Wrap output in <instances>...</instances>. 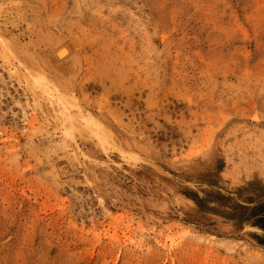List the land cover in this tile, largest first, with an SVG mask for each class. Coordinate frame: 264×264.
I'll use <instances>...</instances> for the list:
<instances>
[{
    "label": "rangeland",
    "instance_id": "obj_1",
    "mask_svg": "<svg viewBox=\"0 0 264 264\" xmlns=\"http://www.w3.org/2000/svg\"><path fill=\"white\" fill-rule=\"evenodd\" d=\"M0 264H264V0H0Z\"/></svg>",
    "mask_w": 264,
    "mask_h": 264
},
{
    "label": "bare ground",
    "instance_id": "obj_2",
    "mask_svg": "<svg viewBox=\"0 0 264 264\" xmlns=\"http://www.w3.org/2000/svg\"><path fill=\"white\" fill-rule=\"evenodd\" d=\"M68 53H69L68 47L66 45H61L55 51V57H56V59L62 60L68 56Z\"/></svg>",
    "mask_w": 264,
    "mask_h": 264
}]
</instances>
